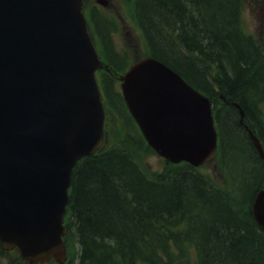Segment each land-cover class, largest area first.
I'll return each instance as SVG.
<instances>
[{
	"label": "trees",
	"instance_id": "obj_1",
	"mask_svg": "<svg viewBox=\"0 0 264 264\" xmlns=\"http://www.w3.org/2000/svg\"><path fill=\"white\" fill-rule=\"evenodd\" d=\"M125 2L154 57L212 101L225 97L216 118L236 163L229 170L232 188L215 189L188 165L148 175L141 159L149 147L125 117L121 138L73 170L68 227L79 247L76 264H264V232L249 210L264 183V165L247 135L251 129L264 148L258 110L264 104V60L245 34L241 0ZM98 26L106 32L105 22ZM118 95L112 98L120 106ZM231 102L245 112L241 124ZM169 241L179 250L170 251ZM191 243L193 262L184 249Z\"/></svg>",
	"mask_w": 264,
	"mask_h": 264
},
{
	"label": "water",
	"instance_id": "obj_2",
	"mask_svg": "<svg viewBox=\"0 0 264 264\" xmlns=\"http://www.w3.org/2000/svg\"><path fill=\"white\" fill-rule=\"evenodd\" d=\"M81 8L82 0H0V242L18 246L29 264L63 260L71 169L102 139L93 78L99 63ZM120 80L130 113L160 156L194 166L210 157L216 135L207 98L151 58ZM252 213L264 229V189Z\"/></svg>",
	"mask_w": 264,
	"mask_h": 264
},
{
	"label": "rangeland",
	"instance_id": "obj_3",
	"mask_svg": "<svg viewBox=\"0 0 264 264\" xmlns=\"http://www.w3.org/2000/svg\"><path fill=\"white\" fill-rule=\"evenodd\" d=\"M254 0H245L244 6H243V12H242V20H243V26L247 30L249 34H252L253 36L257 37H263L264 36V6L261 7H255ZM100 12L105 15L109 20H112L113 22L119 21V34H117V43H120V45L123 44V48L126 49V55L131 56V52H136V48L134 47V44H141L139 35L137 31H135L134 26L132 23L128 22V15H125L124 11L121 8L120 1L119 0H112L110 8L106 7H99ZM129 44H133L130 49H128ZM138 49V46H136ZM140 53V52H139ZM115 92H117L115 90ZM107 120H106V131L109 133V136L113 135V139H115L116 129L119 128V125L117 123V118L113 117L114 115L110 110L107 111ZM119 122V121H118ZM108 136V141L112 140ZM245 151V155L247 157L246 147L243 148ZM235 154V153H234ZM143 162L145 165L150 168V172H159L163 167V160L159 158L155 154H145L142 157ZM210 164H213V161L210 162ZM213 167L212 165L206 167L202 170V172H208L210 173L212 171ZM217 169V168H216ZM213 179L217 184L220 186L224 185V179L222 175L218 172V170L214 171V174H212ZM16 255L11 254L6 260L4 257L1 258L0 263L1 264H19L16 260ZM11 261H10V260Z\"/></svg>",
	"mask_w": 264,
	"mask_h": 264
},
{
	"label": "bare ground",
	"instance_id": "obj_4",
	"mask_svg": "<svg viewBox=\"0 0 264 264\" xmlns=\"http://www.w3.org/2000/svg\"><path fill=\"white\" fill-rule=\"evenodd\" d=\"M225 7V6H224ZM206 53V52H205ZM214 56V55H213ZM224 59V58H223ZM215 60V59H214ZM216 62V61H215ZM230 69V68H229ZM230 105L233 107V108H235L237 111L240 109V107L237 105V103L236 102H231L230 103ZM226 125V124H225ZM231 129V128H230ZM238 131V130H237ZM234 132H236V131H234ZM241 139V138H240ZM222 205V204H221ZM225 206V205H224ZM222 218V217H221ZM194 221V220H193ZM192 223V222H191ZM197 223V222H196ZM212 223V222H211ZM200 226V225H199ZM237 228V227H236ZM201 229V228H200ZM245 230V229H244ZM207 233V232H206ZM205 233V234H206ZM249 235V234H248ZM182 236V235H181ZM192 236H193V234H192ZM194 237H196V236H194ZM173 238V237H172ZM175 240V239H174ZM178 240V239H177ZM196 240V239H195ZM180 241V240H179ZM257 244V243H256ZM207 245V244H206ZM205 245V246H206ZM241 245V244H240ZM259 245V244H258ZM181 246V245H180ZM251 246V245H250ZM81 250V249H80ZM259 251V250H258ZM264 251V250H263ZM254 252V251H253ZM129 254V253H128ZM256 254V253H255ZM262 254V253H261ZM264 258V257H263ZM143 259V258H142ZM207 259V258H206ZM177 260V259H176ZM206 262V261H205ZM260 262V261H259Z\"/></svg>",
	"mask_w": 264,
	"mask_h": 264
},
{
	"label": "flooded vegetation",
	"instance_id": "obj_5",
	"mask_svg": "<svg viewBox=\"0 0 264 264\" xmlns=\"http://www.w3.org/2000/svg\"><path fill=\"white\" fill-rule=\"evenodd\" d=\"M102 70H105V68H103Z\"/></svg>",
	"mask_w": 264,
	"mask_h": 264
}]
</instances>
